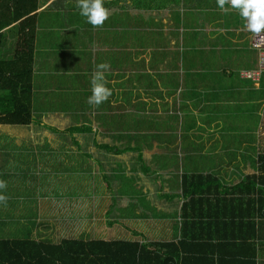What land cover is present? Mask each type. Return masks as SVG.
<instances>
[{"label":"crops","instance_id":"1","mask_svg":"<svg viewBox=\"0 0 264 264\" xmlns=\"http://www.w3.org/2000/svg\"><path fill=\"white\" fill-rule=\"evenodd\" d=\"M201 1L203 5L191 6L189 0H180L177 9H184L183 17L190 24L198 21L193 14L199 11L221 13L208 31L210 37L211 33L222 37L224 46L211 49L204 42L199 44L200 52H194L200 54L190 57V47L182 44L188 43L186 36L180 42L178 67L183 69L190 59L199 66L206 60L214 67V60L221 58L218 52L228 50L230 59L233 52L243 51L232 64L247 68L237 71L253 68L255 55L251 65L245 57L252 51L246 45L252 32L244 19L235 20L241 18L239 11L220 9L217 0ZM77 4L78 0H36L32 120L26 125L0 126V181L6 184L0 194L7 198L0 204V241L45 246L127 242L150 250L163 246L167 261L161 258L154 264H264L261 81L244 86L241 83L247 78L239 73L234 78L227 71L224 76L194 81L225 80L233 99L239 96L237 100H248L243 104L259 105L256 110L262 120L253 138L226 149L229 141L222 139V132L227 126L220 122H165L174 103L182 117L184 106L199 114L209 102L225 105L227 99H181L182 89H188L183 84L196 77L173 75L181 86L171 88L161 81L167 74L155 75V69L149 68L156 64L150 49L140 51L132 29L124 34L122 16L136 14L123 9L142 8L154 16V2L102 0L107 19L98 26L80 15ZM69 7L85 22H63L73 14ZM16 25L2 30L4 60L14 55L20 33ZM240 43H246L245 48ZM185 50L189 55L182 60ZM167 59L158 66L171 62ZM100 64L108 67L99 69ZM222 66L230 70L228 62ZM97 71L103 72L104 86L111 91L100 105L88 102ZM241 92H249L248 99L241 98L245 95ZM141 263L153 261L145 258Z\"/></svg>","mask_w":264,"mask_h":264},{"label":"trees","instance_id":"2","mask_svg":"<svg viewBox=\"0 0 264 264\" xmlns=\"http://www.w3.org/2000/svg\"><path fill=\"white\" fill-rule=\"evenodd\" d=\"M158 1L161 2V0ZM162 1H165V4L162 3L160 9L155 10L154 16H151L149 9L142 8V10H149L144 12L138 10V15L142 13L144 17H147L146 13H149L148 16H151L148 21L145 20L143 23L137 17L131 20V17L127 15L123 16L124 34H126V29H132L133 37L140 51L150 49L156 64L155 67H151L150 64L149 68L155 69V75L162 73L175 75L181 68V66L178 67L180 48H182L180 42L186 39L184 36L186 31L180 27L185 28V24L192 25L194 24L192 22L196 20L193 19L190 24L185 17L178 15V9L175 12L171 11L174 5L171 0ZM189 3L188 5L191 6H199L203 5L204 1L189 0ZM227 5L226 3L225 6ZM35 10L36 0H0V48L3 41L2 30L17 23L16 27L20 31L13 57L4 60L0 54V126L26 125L32 120L30 77L32 73V44L35 35V16L32 13ZM193 15H196L198 21L195 22L196 28H188L190 33H187V39L188 43L191 42V47L188 43L182 42L186 47H190V53H194L196 46L199 47V44H204V42L211 49L224 46L222 37L214 36V33H211L212 37H210V31H208L213 21L222 14L207 13L204 15V12L200 11ZM208 15L209 17H207ZM235 20L242 21L243 18L236 17ZM249 48L252 50L251 52L255 53V59H258V52L251 45ZM174 56L176 58L174 62L178 63L177 67L170 65L173 63ZM245 57L249 62L248 56ZM166 59L171 62L166 61L163 66L159 67L158 64H162ZM204 61L207 63L206 60ZM163 68L169 72H162ZM257 69L256 63L253 68H248L246 71ZM263 73L264 70L260 71L259 81H261ZM246 80L251 82L250 79ZM262 164L264 165V159H262ZM262 169L261 167V171L264 170ZM163 249L164 247L161 246L159 249L150 250L147 249V245L138 247L136 244L127 242L90 241L71 244L66 242L63 245L45 246L31 241H0V264H142L141 261L145 258L150 259V262L153 261L154 264L157 259L161 260V258L162 261L163 259L167 261L162 256Z\"/></svg>","mask_w":264,"mask_h":264},{"label":"rangeland","instance_id":"3","mask_svg":"<svg viewBox=\"0 0 264 264\" xmlns=\"http://www.w3.org/2000/svg\"><path fill=\"white\" fill-rule=\"evenodd\" d=\"M136 5H137V1H143V0H133ZM174 5L172 6V12H175L178 5L181 4L180 0L178 2H176L177 0H171ZM146 2H154V7L156 8V10L160 9V5L163 3V5L165 4V1L159 2L158 0H146ZM105 5V4H103ZM126 8H129V6H125ZM137 8V7H136ZM176 8V9H175ZM229 8H231L230 6H224V9L229 10ZM70 13L69 17L67 19H63V22H66L67 24L70 23H83L85 22V20H80L77 18V14L74 13L73 9L71 7L68 8ZM139 9H123V12H135V15H132L133 17H131V20L134 17H137L141 23L148 21L149 17L151 16H147L144 17L142 14L137 13ZM59 11H64L61 10V8L59 9ZM144 11H149V10H142ZM151 12V11H150ZM200 12V11H199ZM186 13H184V9L182 10H178V15L179 16H184ZM126 15H124L125 17ZM124 22V18L122 16V23ZM139 22V21H138ZM139 22V23H140ZM140 23V24H141ZM197 23V22H196ZM196 23L189 25V24H185V34L188 33V28L197 25ZM14 30H16V27L14 28ZM187 35H185L186 37ZM17 40H14L13 42H15ZM246 43H240L239 47L245 48ZM188 45L191 47V42L188 43ZM213 45V44H212ZM198 46V45H197ZM196 46V51L200 50L198 49V47ZM214 46V45H213ZM247 46H250V43L248 41ZM194 50V49H193ZM188 50L184 51L182 53L183 57L182 60L185 56V58H187V56L189 55ZM191 53L190 57H193L192 55H196V54H200V53ZM243 51H237V52H233V56L230 59V54L228 53V50H222L221 53L218 52V54L220 55L221 58L219 59H215L214 60V64L216 66L211 67V65L207 64L204 61V64H202L201 66H199V63H195L193 64L192 59H190V61L188 63H185L183 65V69L181 67V72L179 70V73H176L175 75L179 76V77H184L185 75L188 76H192V77H196L195 79H191L193 82H190L188 84H183V86H187L188 89H182V93L180 95V98L183 99L184 97L186 98H201L202 101H208L209 102V98H216L219 99L221 97L227 99L220 102L225 103V105H220V103L218 105H214V103H210L208 105L203 106L202 112L199 114H194L191 111H188V107L184 106V108H182V117L179 116L178 112L176 111L175 107H179V105H175V103L173 104V108H170V113L168 114L165 120L166 123H180V122H184L185 125H187L186 123H194V124H198L199 122H204L205 125L210 124L211 122H220L221 124L226 125L227 127L225 128L226 130L223 131V136L222 139L225 140L226 142L229 141V143H227L226 145L228 146L226 149L232 150L233 147L238 148L240 143H247L249 141V139L253 138V133L255 131V126L257 129V126H259L260 121L262 120V118L257 114V108L259 105H251V104H243L244 101H248V100H237L239 96H235V98L233 99V95L229 94L227 92V82L225 80H221L220 82L215 81L214 83L212 82L211 84H208L206 82H203L202 84H197L194 81H197L199 77L204 76V78H212L213 76H224L227 75L226 71L228 73H231V75L234 78H238V71L237 69L240 67H244L247 68L246 65H240V64H232V62H236L238 56L236 55L237 53H239L240 55H242ZM247 52V51H246ZM244 52V53H246ZM217 54V55H218ZM229 54V55H227ZM232 54V53H231ZM253 54L255 55V53L249 52L248 54V60L252 61V63L254 62V57ZM221 59H223L222 63L228 62L229 66L227 68H229L230 70H226V69H221L222 67V63H221ZM252 59V60H251ZM174 61H176V58L174 56V60L172 61L173 63H171L170 65L173 67H177L178 63H175ZM180 65V64H179ZM182 65V64H181ZM235 65V66H234ZM247 65H251V63L247 62ZM234 66V67H233ZM167 75H165V77H163L161 79L162 82H164L163 85L165 86H171V88H173L175 85L179 88L181 86L180 83H178V78H176L175 76H173L172 73H165ZM203 80H207V79H203ZM200 81V80H199ZM173 82V83H172ZM167 83V84H165ZM171 83V84H170ZM261 91L259 92L261 99H264V73L262 75L261 78ZM146 86L148 84L144 83ZM198 85H202V89L198 88ZM208 85H211V87H209ZM231 85V84H230ZM241 85H248L249 81H245L243 83H241ZM189 86V87H188ZM204 87V88H203ZM250 92V91H249ZM244 92L241 94H245V95H241L240 97L242 98L243 96L246 97V99H248V95L250 93ZM152 95H156V92H153ZM250 96V95H249ZM257 98V96H256ZM219 101V100H218ZM236 102H240V103H236ZM166 109V108H165ZM191 110V108H190ZM136 124V123H135ZM244 125V126H243ZM237 126L239 128H237ZM240 127H242V130H240ZM245 131V132H244ZM246 133V136H243ZM243 134V135H240ZM248 135V136H247ZM231 154V152L229 153Z\"/></svg>","mask_w":264,"mask_h":264},{"label":"clouds","instance_id":"4","mask_svg":"<svg viewBox=\"0 0 264 264\" xmlns=\"http://www.w3.org/2000/svg\"><path fill=\"white\" fill-rule=\"evenodd\" d=\"M226 3L232 9L239 11L248 31L259 34L264 30V0H217V6L220 9H224ZM77 6L80 9V15L93 26L101 25L107 19V11L103 7L102 0H78ZM107 67V64L98 66L99 69ZM104 79V74L101 71H97L93 75L91 80L92 95L88 98L90 104L100 105L111 95V91L104 86ZM5 187V182L0 181V190ZM6 199V196L0 194V204L5 203Z\"/></svg>","mask_w":264,"mask_h":264},{"label":"built area","instance_id":"5","mask_svg":"<svg viewBox=\"0 0 264 264\" xmlns=\"http://www.w3.org/2000/svg\"><path fill=\"white\" fill-rule=\"evenodd\" d=\"M250 45L251 47L258 52V59H257V70H250V71H241L239 75L241 77L250 79L251 82L255 85H258L259 82V73L260 71L264 70V30L261 31L259 34L252 33L250 36Z\"/></svg>","mask_w":264,"mask_h":264}]
</instances>
